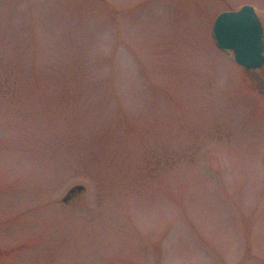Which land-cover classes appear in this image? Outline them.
<instances>
[{"label": "rangeland", "instance_id": "1", "mask_svg": "<svg viewBox=\"0 0 264 264\" xmlns=\"http://www.w3.org/2000/svg\"><path fill=\"white\" fill-rule=\"evenodd\" d=\"M243 5L264 34V0H0V264H264V65L211 37Z\"/></svg>", "mask_w": 264, "mask_h": 264}, {"label": "water", "instance_id": "2", "mask_svg": "<svg viewBox=\"0 0 264 264\" xmlns=\"http://www.w3.org/2000/svg\"><path fill=\"white\" fill-rule=\"evenodd\" d=\"M212 37L217 47L231 51L236 64L245 70H257L264 64L263 29L251 7L220 14L213 23ZM75 191L80 192L81 187L69 194Z\"/></svg>", "mask_w": 264, "mask_h": 264}]
</instances>
